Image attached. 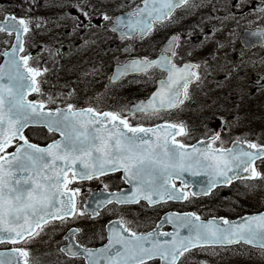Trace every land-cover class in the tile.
I'll use <instances>...</instances> for the list:
<instances>
[{"label":"snow or ice","instance_id":"obj_1","mask_svg":"<svg viewBox=\"0 0 264 264\" xmlns=\"http://www.w3.org/2000/svg\"><path fill=\"white\" fill-rule=\"evenodd\" d=\"M189 3L125 0L121 6L126 12L120 16L101 13L100 19L109 21V30L120 38L142 40ZM69 4L78 13L72 17L73 29L92 27L91 0H69ZM33 26V18L15 14H6L0 21V43L5 45L0 50V244L16 245L0 251V264H37L31 259L28 244L54 221L70 223L86 215L96 217L109 204L126 206L144 201L155 206L200 195L184 190L188 187L186 174L208 177V186L201 190L205 195L212 187L237 179L264 178L256 168L258 160L264 161V144L237 139L226 146L219 132L189 144L178 139L190 136L183 122L163 119V113L180 107L188 98V85L200 79L199 64L175 63L180 41L190 39L188 34L170 36L157 58L133 57L114 68L112 82L134 74L147 76L153 69L165 73L149 97L121 110L77 108L71 103L53 108L49 105L56 103L55 98L42 90L45 81L41 77L48 71L47 64H41L39 57L25 48V37ZM249 36L264 43V29ZM249 36L241 37L246 45ZM49 55L59 56L60 50ZM140 116H160L161 120L140 122ZM30 126L44 127L59 138L45 146L33 143L24 135ZM115 173H121L127 189L107 196L104 191L94 194L91 213L90 205L78 206L81 189L73 187L74 183ZM165 223L171 224L173 231H163ZM81 231L69 228L59 251L70 258L82 256L84 264H181L193 249L235 244L264 250V213L238 221L223 217L204 220L194 212L171 213L148 232L136 231L120 216L101 230L107 243L99 248L83 244L78 239Z\"/></svg>","mask_w":264,"mask_h":264},{"label":"rangeland","instance_id":"obj_2","mask_svg":"<svg viewBox=\"0 0 264 264\" xmlns=\"http://www.w3.org/2000/svg\"><path fill=\"white\" fill-rule=\"evenodd\" d=\"M25 1L0 0V20L4 18L5 14L14 13L15 9L19 7V12H24L26 17L33 18V31L27 36L26 47L28 50L29 48L32 50L34 57L38 56L40 63H46L47 66L49 63L55 66L60 65L63 62V58H65V54H67L68 58L64 68L52 69L50 73H47L42 78L45 81L42 84V88L44 87L43 90L46 91L47 95H51L54 98L64 97L67 102H80L86 101L87 98L88 101H91V96H94L93 92L99 91L97 95L99 96L103 90H107L108 82L102 78L101 64L96 62L102 56L103 51L99 46L100 44L95 41L96 34H106L107 32L104 31V28L109 25V21L100 19V14L107 13L111 16L120 12L126 8L121 6L125 4V0H91L94 16L92 27L86 31L73 29L75 21L72 17H75L78 13L73 6H70L68 0H28L27 3ZM259 1L262 0H192L189 5L179 12L177 23L166 26L170 28L179 26L196 28L199 29V31H196L197 33L200 30L211 29V31L203 33L207 34L209 38L221 39V50L217 52V57L212 58L214 63L212 66L207 62L204 63L203 76L211 73L224 76L221 79H226L227 81L213 85L214 88H212V93L209 95L210 100H202L201 112L221 108L229 113L232 109H235L231 113H234L236 117L241 114H249V117L256 116L263 121L264 126V86L253 85L248 90L246 89L244 93L247 94L244 95L245 99L243 102L241 96L242 88H246L248 81H251L249 79L258 76V82H264V46L262 48L259 47L260 49L253 48L252 51L256 49L258 54L254 62L248 59L247 63L246 58L249 55L245 56L246 53L243 47L239 44H237L239 47L235 45L242 27H264V11L252 6L253 3ZM221 11L225 12L224 16L219 14ZM179 18L180 20H178ZM36 23L41 26L35 27ZM97 24L99 25L98 27L96 26ZM156 36L157 31L146 39L134 38L132 41L126 42L132 45L128 52H123L119 46L115 57L109 54L107 59L120 62L125 56L130 54L142 55L150 53V50L153 52L154 48L146 49L144 46L149 44L147 39H152ZM111 39H114L113 34H111ZM0 47L3 48L5 45L0 43ZM64 48H67L68 51L65 52ZM41 49H44V51H41ZM57 49L60 50V55L51 57L49 53L55 52ZM95 51H101V54L96 56ZM72 52L77 54L74 55ZM82 57L85 60H82ZM71 62L75 65L74 69L68 68ZM239 62L244 66L242 70H244L245 77L241 74L230 75L231 70L235 69ZM255 64L258 66L254 67ZM247 66L249 74L245 71ZM253 68H255L254 71ZM237 69L239 68L237 67ZM143 87L140 80H125L112 87L111 94L109 93L110 95L104 99L110 102H120L122 97L138 92ZM226 92H232L231 97L234 99H231L230 103L227 102L226 98L220 99L219 97L226 94ZM249 100H253L255 103L247 102ZM29 133L39 137L40 140L44 136V133L33 130H30ZM244 191L245 194L243 195H233L228 200H224L225 205L230 207L234 203L255 204L254 198L264 195V192L259 191L255 193L254 197L252 193L255 192V189H249L248 187H245ZM43 236L42 240H46L50 244L55 239L53 232ZM200 258H205L212 264H264V250L245 245L221 249H199L187 254L181 264H184L185 260L186 264H199ZM52 259L58 260V254L53 255Z\"/></svg>","mask_w":264,"mask_h":264},{"label":"flooded vegetation","instance_id":"obj_3","mask_svg":"<svg viewBox=\"0 0 264 264\" xmlns=\"http://www.w3.org/2000/svg\"><path fill=\"white\" fill-rule=\"evenodd\" d=\"M264 1V0H262ZM179 13L176 14L173 20H167L163 24L158 25L156 29L157 36L152 39H147L148 43L144 48L155 49L153 52L150 50V53L142 55L143 57L154 58L160 55L165 42L171 35H180L184 37L185 34H188L190 39H181L180 47L177 49L178 55L175 58V63L182 65L185 62H192L194 64H199V80H195L188 85V98L184 103L170 112L162 114L163 119L170 120L174 122H183L185 126L190 131V136L188 138L179 137L178 139H186V142L189 144H195L198 139H205L207 136L219 132L221 139L225 141L226 146H230L231 142L239 139L243 141H251L259 144H264V126L263 121L260 118L254 116L249 117V114H241L239 117H236L234 113L235 109H232L231 112L227 113L223 109L218 108L207 112L202 111V100H210L209 95L212 93L213 85H218L222 82L227 81L226 79H221L224 76L213 75L211 73L204 75V63H209L211 66L213 63V57H217V52L221 50L222 44L221 39H212L209 38L207 34L203 32H209L211 29L200 30L196 28H185L182 26L179 27H166L170 24H176ZM180 20V18L178 19ZM115 36V34H113ZM149 38V36L145 37ZM201 41H203L201 43ZM241 47L240 37L235 42V45ZM116 41L108 42L104 48V54L102 58L97 60L101 64L100 71L102 73V78L107 77L110 73L112 66L114 65L109 63L107 59L109 56L110 49L114 48ZM239 47V46H238ZM255 47V46H254ZM245 50V56L249 55L247 59L255 61L258 51ZM104 60V62H103ZM258 62V61H257ZM104 63V65H102ZM259 63V62H258ZM254 64V63H252ZM258 65L255 64L254 67ZM237 67L239 69H237ZM243 65L239 62L235 69L231 70V74L235 75H244ZM255 68H253L254 71ZM245 71L249 74L248 66ZM165 73L159 69L151 70L147 76L140 75L138 77L133 76L130 79H141V84L144 86V90L136 93L131 97L125 96L122 97L120 102H110L105 97L111 94L110 87L108 90L102 91L101 95L97 96L99 91L93 92L94 96H91V101L87 102L85 100L77 102L76 106L82 107H95L102 110H121L126 109L133 102L132 99H141L148 97L153 89L156 86L158 79L164 78ZM248 88H242L241 96L242 102L244 101V93L246 89L248 90L250 86H264V82L259 83V77L255 76L254 78L249 79ZM258 82V83H257ZM110 93V94H109ZM47 95V93H45ZM232 92H226L224 95H220V99L226 98L227 102L230 103ZM106 95V96H104ZM103 96V97H102ZM204 98V99H203ZM137 99V100H138ZM254 99V98H253ZM113 101V100H111ZM135 101V100H134ZM90 102V103H88ZM247 102H254L249 100ZM257 102H259L257 100ZM256 102V103H257ZM255 103V102H254ZM254 105V104H253ZM229 110V108H228ZM230 111V110H229ZM156 117V116H155ZM148 117L140 116L138 119L140 122H159L161 120L160 116ZM238 122V123H237ZM256 168L261 173H264V161H257ZM108 185V188L104 189V184ZM177 186H180V182L176 181ZM73 187H80L81 192L77 197V204L80 207H84L88 198L94 191H119L121 189H127L126 185L121 179V173L111 174L106 177L100 178V180H90L84 182H76L72 185ZM248 187L249 189H255L252 196L255 197V193L262 191L264 192V178H256L251 180H238L232 182L228 186L216 187L206 196H190L188 201H168L167 203H162L155 206H149L146 202L141 201L140 204L133 205H116L109 204L100 210L99 216L92 217L91 215H86L80 217L79 219H73L70 223L52 222L47 225L43 232L37 237H35L31 243L28 244V248L31 252V259L36 261L37 264H84L83 257L70 258L66 257L63 253L59 251L61 247L64 246V236L69 230V228H77L82 231L79 233L78 239L88 247L96 248L107 241L101 238V230L107 225L110 221L118 219L120 216H123L126 220L132 223V226L138 232H148L152 231L157 223L164 219L166 213H190L194 212L201 216L202 219L208 220L213 217H223L230 220L237 219L246 214H253L257 212L264 211V198L256 197L255 204L246 203H234L232 206L228 207L225 205L224 200H228L230 196L243 195L245 194L244 188ZM189 193L192 191V185L184 189ZM231 194V195H229ZM248 202V201H247ZM261 203L260 205H257ZM232 211H230V210ZM241 209V210H237ZM163 231H170L171 227L168 225H162ZM50 232H53L55 239L53 243H47L43 239V235H48ZM39 241H41L39 243ZM11 243L0 244V251L7 252L12 247ZM58 254L59 259L53 260L52 256Z\"/></svg>","mask_w":264,"mask_h":264},{"label":"water","instance_id":"obj_4","mask_svg":"<svg viewBox=\"0 0 264 264\" xmlns=\"http://www.w3.org/2000/svg\"><path fill=\"white\" fill-rule=\"evenodd\" d=\"M121 14H119V15H116V16H120ZM256 30H258V29H253V30H245V32H244V34L242 35V36H249V34L251 33V32H253V31H256ZM244 44V43H243ZM254 44H262V42H261V40L259 39V38H257V37H252V36H249V44L248 45H246V44H244L245 45V47H247V48H249V47H251L252 45H254ZM118 65H120V64H117V65H115V67L116 66H118ZM130 76V75H129ZM119 81V80H118ZM117 82V81H116ZM26 129V128H25ZM24 129V130H25ZM204 264V263H203Z\"/></svg>","mask_w":264,"mask_h":264},{"label":"bare ground","instance_id":"obj_5","mask_svg":"<svg viewBox=\"0 0 264 264\" xmlns=\"http://www.w3.org/2000/svg\"><path fill=\"white\" fill-rule=\"evenodd\" d=\"M224 13H225V12L221 11L219 14H220L221 16H224Z\"/></svg>","mask_w":264,"mask_h":264}]
</instances>
